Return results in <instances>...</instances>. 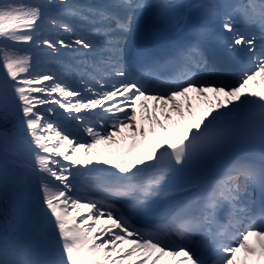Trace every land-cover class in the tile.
<instances>
[{
  "label": "snow or ice",
  "instance_id": "1",
  "mask_svg": "<svg viewBox=\"0 0 264 264\" xmlns=\"http://www.w3.org/2000/svg\"><path fill=\"white\" fill-rule=\"evenodd\" d=\"M148 7L145 0H0V153L11 144L30 154L24 164L13 152V164L34 180L39 204L23 246L15 230L0 231V264H264V160L226 155L235 113L255 106L264 129V92L250 90L264 79V0L224 12L200 6L205 26L164 61L130 51L126 40ZM220 17L225 51L244 58L234 83L212 68L205 47L213 35L207 25ZM41 49L73 53L81 70L54 71L37 59ZM137 56L138 68L130 63ZM101 145L126 150L104 157ZM189 166L204 180L178 186L180 197L155 215V202L171 195L165 183ZM98 172L107 175L97 179ZM131 216L145 222L137 227ZM50 246L58 258H47Z\"/></svg>",
  "mask_w": 264,
  "mask_h": 264
},
{
  "label": "rangeland",
  "instance_id": "2",
  "mask_svg": "<svg viewBox=\"0 0 264 264\" xmlns=\"http://www.w3.org/2000/svg\"><path fill=\"white\" fill-rule=\"evenodd\" d=\"M45 28H47L46 25ZM45 35L63 38L65 40L70 39L69 34L63 32L53 33L45 31ZM47 52V49H41L36 52L35 55L40 61L53 63L55 65L54 71H59L66 76H71L73 72L81 70L79 69L80 60L77 59L73 53L62 50L55 56H48L46 55ZM67 56L72 58V62L65 59ZM89 120L93 122L96 121ZM82 136H84V134L81 132L80 138ZM13 152L17 153L16 160L18 163L30 164L32 162L29 153L20 151L11 144L5 146L2 153H0V166H2L4 170V183L3 186L0 187V231L11 233L15 230L23 246L29 221H34L38 213V209H36L37 207L35 206V202L38 200L33 199L35 196H32L36 194L34 180L19 173L18 169L13 164ZM24 154H26V156H24ZM14 220L15 223H13ZM49 253L50 255L47 258H55L56 253L52 246L49 247Z\"/></svg>",
  "mask_w": 264,
  "mask_h": 264
},
{
  "label": "bare ground",
  "instance_id": "3",
  "mask_svg": "<svg viewBox=\"0 0 264 264\" xmlns=\"http://www.w3.org/2000/svg\"><path fill=\"white\" fill-rule=\"evenodd\" d=\"M104 0H101V1H97V2H87L86 3V5H88V4H102V2H103ZM108 1H110V2H112L113 3V0H108ZM155 1H158V0H145V2L148 4V5H150V7H148L146 10H144L141 14H140V16H139V18H138V20H136L134 23H133V25H132V32L131 33H129L127 36L128 37H131V39H130V42H128V45H129V48L132 46V43H133V36H134V34L137 32V31H139V30H141V29H150V27H151V24L153 23V20H154V18L156 17V13H157V10H156V8H155ZM68 22L69 23H76V21L74 22V21H72L71 19H69L68 20ZM250 90L251 91H260V92H264V79H261L260 80V82L257 84L256 82H252L251 84H250ZM209 97L210 98H212L213 100H214V94H212V93H209ZM151 103V102H150ZM97 112L99 111V110H96ZM198 111V114H200V109H198L197 110ZM257 109L255 108V106H246L245 108H243V109H241L240 111H238L237 113H235L234 115H233V117L232 118H237V117H239V118H242V119H245L246 117H251L252 115H254L255 113H257ZM175 115V114H174ZM91 117H93V119L92 120H99L100 119V117L99 116H91ZM157 132L158 133H161L162 132V130L159 128V126H157ZM81 139H85V136H82L81 137ZM118 139H119V137H118ZM128 143L130 144L131 143V138L129 139V141H128ZM122 145H123V142H122ZM104 145H101L100 146V150H101V154H102V156H104V157H109V156H111V155H117V156H119L120 154H122V152L123 151H125L126 150V146H122L120 149H117V150H115L114 152H106V151H103V149H104ZM144 150V148L143 147H138L136 150H135V152L133 153L134 155L135 154H139V153H141L142 151ZM94 151H96V150H94ZM24 156H26V154H24ZM7 165V164H6ZM82 167V166H81ZM89 167H91V166H89ZM73 171H75V167H73ZM86 171V170H85ZM112 171H115V169H113ZM99 173H103V172H98V173H94L93 175H98ZM80 180H83V178L81 177L80 178ZM15 183V182H14ZM180 195H181V193H179V194H177V195H175V196H173L171 199H170V201H169V204H167V205H161V208H162V210H163V212L165 211V209L172 203V201L174 200V199H176V198H179L180 197ZM32 196H35V197H33V199H36L37 200V196H36V194H34V195H32ZM38 202V201H37ZM35 206L36 207H39V205L38 204H35ZM37 209V208H36ZM37 211V210H36ZM35 212V211H34ZM162 212V213H163ZM103 223V222H102ZM50 255V254H49ZM55 256H56V258H58V255L57 254H55Z\"/></svg>",
  "mask_w": 264,
  "mask_h": 264
},
{
  "label": "trees",
  "instance_id": "4",
  "mask_svg": "<svg viewBox=\"0 0 264 264\" xmlns=\"http://www.w3.org/2000/svg\"><path fill=\"white\" fill-rule=\"evenodd\" d=\"M0 87H2V81H0Z\"/></svg>",
  "mask_w": 264,
  "mask_h": 264
}]
</instances>
